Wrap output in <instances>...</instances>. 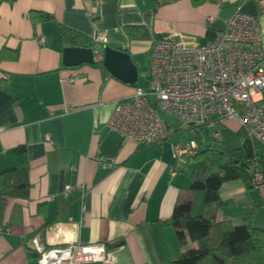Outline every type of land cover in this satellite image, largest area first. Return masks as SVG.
<instances>
[{
    "label": "crops",
    "instance_id": "0c3cea01",
    "mask_svg": "<svg viewBox=\"0 0 264 264\" xmlns=\"http://www.w3.org/2000/svg\"><path fill=\"white\" fill-rule=\"evenodd\" d=\"M237 11L257 17L264 48V0H0V172L21 145L29 166L27 198H9L0 217V264H39L36 245L77 242L103 244L116 264H171L196 246L179 244L167 223L181 204L212 221L240 223L251 213L264 229V184L227 180L219 199L205 203L202 191L189 189L191 157L172 154L179 128L142 145L106 124L115 102L147 82L153 40L179 33L207 44ZM62 27L89 39L100 34L126 52L136 82L104 69L103 53L101 65L64 66ZM216 123L253 151L256 142L236 120Z\"/></svg>",
    "mask_w": 264,
    "mask_h": 264
},
{
    "label": "built area",
    "instance_id": "2783aa9c",
    "mask_svg": "<svg viewBox=\"0 0 264 264\" xmlns=\"http://www.w3.org/2000/svg\"><path fill=\"white\" fill-rule=\"evenodd\" d=\"M91 40L98 45L93 50V60L98 62L105 39L94 34ZM39 41L43 43L44 39ZM145 77L147 82L135 85L129 99L115 102L106 121L109 128L148 145L167 138L173 127L169 116L193 127L234 119L264 151V48L256 16L237 11L204 45L191 42L183 34H163L151 44ZM211 135L222 140L219 131ZM44 139L49 142L50 134L46 133ZM197 147L192 139L171 143L174 157H191ZM251 184H264L261 170L253 172ZM69 189L70 185H65L63 193L66 195ZM38 240L33 239L34 243ZM36 249L39 264H60L64 260L72 264H116L103 244L77 242L49 250L36 245Z\"/></svg>",
    "mask_w": 264,
    "mask_h": 264
},
{
    "label": "trees",
    "instance_id": "16d2710c",
    "mask_svg": "<svg viewBox=\"0 0 264 264\" xmlns=\"http://www.w3.org/2000/svg\"><path fill=\"white\" fill-rule=\"evenodd\" d=\"M60 40L63 48H94L96 45L66 27L61 28ZM94 64L101 65V61ZM254 144L249 155L242 147L216 150L205 144L197 145L196 153L191 156L193 170L189 189L202 191L204 202L210 203L219 199V189L227 180L240 179L250 186L256 167L261 166L264 174V151ZM13 159L14 165L0 172V217L9 198L28 196L29 166L24 146L13 150ZM188 213L187 205H178L167 223L173 226L179 244L190 241L196 246L184 249L171 264H264V229L252 224L251 213L240 223L212 221Z\"/></svg>",
    "mask_w": 264,
    "mask_h": 264
},
{
    "label": "water",
    "instance_id": "95a60500",
    "mask_svg": "<svg viewBox=\"0 0 264 264\" xmlns=\"http://www.w3.org/2000/svg\"><path fill=\"white\" fill-rule=\"evenodd\" d=\"M93 49L85 47H65L62 50V64L66 67H76L81 64H92ZM102 66L115 78L134 84L137 80L138 71L129 55L121 50L106 46L103 49ZM169 128L168 125H166ZM247 155L250 153L246 152ZM248 166H246V169ZM58 255V253H55Z\"/></svg>",
    "mask_w": 264,
    "mask_h": 264
},
{
    "label": "rangeland",
    "instance_id": "374dc122",
    "mask_svg": "<svg viewBox=\"0 0 264 264\" xmlns=\"http://www.w3.org/2000/svg\"><path fill=\"white\" fill-rule=\"evenodd\" d=\"M154 103H156V100L154 101ZM168 120L174 128L180 129V132L177 134V138L182 142L184 141L186 142L187 140L192 139L196 141L198 146L205 144L208 145L210 148L216 150H224V149L230 150L238 147V145L240 144L236 132L235 131L231 132L230 130L224 128L220 124L216 123L202 128L199 127L193 128L190 127L188 123L183 122L174 117L169 116ZM214 129L220 130L222 135L221 141H217L212 137L211 133L213 132Z\"/></svg>",
    "mask_w": 264,
    "mask_h": 264
}]
</instances>
